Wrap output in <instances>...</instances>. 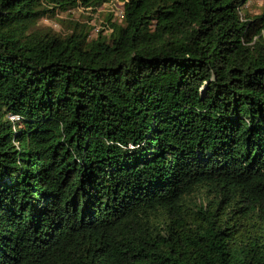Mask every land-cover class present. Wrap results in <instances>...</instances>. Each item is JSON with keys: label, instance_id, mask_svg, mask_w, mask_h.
I'll use <instances>...</instances> for the list:
<instances>
[{"label": "trees", "instance_id": "obj_1", "mask_svg": "<svg viewBox=\"0 0 264 264\" xmlns=\"http://www.w3.org/2000/svg\"><path fill=\"white\" fill-rule=\"evenodd\" d=\"M109 1L0 0V264H264V4Z\"/></svg>", "mask_w": 264, "mask_h": 264}, {"label": "rangeland", "instance_id": "obj_2", "mask_svg": "<svg viewBox=\"0 0 264 264\" xmlns=\"http://www.w3.org/2000/svg\"><path fill=\"white\" fill-rule=\"evenodd\" d=\"M125 0H110L96 12L85 8H75L68 12H57L53 18H43L38 27L51 29L56 32H70L79 23L82 28L90 27L91 36L96 37L99 30L107 25L109 18L121 21ZM264 0H251L242 9L244 17L256 15L263 10ZM87 29V28H86ZM108 31V30H106Z\"/></svg>", "mask_w": 264, "mask_h": 264}]
</instances>
